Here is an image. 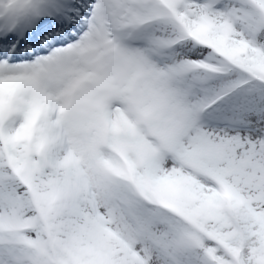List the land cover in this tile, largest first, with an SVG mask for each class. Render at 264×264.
<instances>
[{
  "label": "snow or ice",
  "instance_id": "1",
  "mask_svg": "<svg viewBox=\"0 0 264 264\" xmlns=\"http://www.w3.org/2000/svg\"><path fill=\"white\" fill-rule=\"evenodd\" d=\"M0 264H264V0H0Z\"/></svg>",
  "mask_w": 264,
  "mask_h": 264
}]
</instances>
